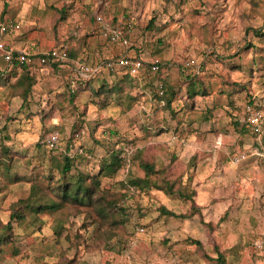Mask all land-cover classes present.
<instances>
[{
  "label": "clouds",
  "instance_id": "1",
  "mask_svg": "<svg viewBox=\"0 0 264 264\" xmlns=\"http://www.w3.org/2000/svg\"><path fill=\"white\" fill-rule=\"evenodd\" d=\"M0 162V264H264V0H0Z\"/></svg>",
  "mask_w": 264,
  "mask_h": 264
},
{
  "label": "trees",
  "instance_id": "2",
  "mask_svg": "<svg viewBox=\"0 0 264 264\" xmlns=\"http://www.w3.org/2000/svg\"><path fill=\"white\" fill-rule=\"evenodd\" d=\"M60 15H61V17H65V16L62 15V11L60 12ZM260 34L261 33H259V32L257 33V35H260ZM73 55H74V53L69 52V56H73ZM53 67H57V65L53 64ZM25 68L27 70V66H25ZM33 83H34L33 77L30 76V75H25L24 77L21 78L18 86L25 90L24 94H25V96H27L28 93H29V90L31 88V85ZM8 151H10V150L6 149V148L4 149V153L5 154H7ZM114 163L118 164L119 162L116 161ZM53 164L57 165V166H60L59 161L56 160L55 158L53 159ZM0 167H2L4 169V172L6 174L11 172V168L7 164H3L2 162H0ZM62 167H63V171L65 173H67L69 171L70 167H71V161L65 160L63 165H62ZM148 170L151 171L150 168ZM111 172H112L111 168L106 170V174H110ZM82 181H83V177L81 176L79 181L76 184L70 185V187L68 189H66L65 198L67 200L80 202V203L84 202L83 197L86 194L87 189L85 188V186H84ZM174 186H175V184H169L168 185L169 190H174L175 189ZM49 187L50 186L48 184L44 185V188H49ZM98 187H99V185H98ZM179 187H180V190H181L180 191V195L183 198H189V196L186 195L184 193V191H183V185L181 184V185H179ZM102 199L104 200V203L106 204L107 207L106 208L105 207H99V208H97L95 210V213H96L97 216H99L101 218H104V219H107L108 215H109L108 214V210L114 208L115 199L116 198L108 196V195H105L104 197H102ZM21 205L22 206H27V207H41L42 206V207H45V208H58L59 207L52 200H50L47 197L41 195L40 194V190L37 189V188L33 189V194L27 201H24V200L21 201ZM112 219H113L114 223H116V222L123 223V218L122 217L121 218L113 217ZM219 251H220V249H219V247H217V252H219ZM214 264H226L223 254L220 255V258H219L218 261H214Z\"/></svg>",
  "mask_w": 264,
  "mask_h": 264
},
{
  "label": "rangeland",
  "instance_id": "3",
  "mask_svg": "<svg viewBox=\"0 0 264 264\" xmlns=\"http://www.w3.org/2000/svg\"><path fill=\"white\" fill-rule=\"evenodd\" d=\"M61 11H62V15H63V16H66V15L68 14V12H67V8L60 10V12H61ZM153 23H154V22H153ZM151 27H152V25L150 24L149 28L151 29ZM33 35H34V34H33ZM160 43H162V41H161ZM189 78H190V77H189ZM190 79H191V78H190ZM198 87H199L198 85H193V89H190L189 91L195 90V89H197ZM219 87H220V85H210V86H209V90L212 91L213 88H219ZM204 119H207V117H204ZM174 187H176V185H175ZM4 199H6V198L0 197V203H3ZM112 199H113V198H112ZM95 214H96V213H95ZM96 216H97V215H96Z\"/></svg>",
  "mask_w": 264,
  "mask_h": 264
},
{
  "label": "built area",
  "instance_id": "4",
  "mask_svg": "<svg viewBox=\"0 0 264 264\" xmlns=\"http://www.w3.org/2000/svg\"><path fill=\"white\" fill-rule=\"evenodd\" d=\"M16 54H14V57H15ZM53 57L51 55V53H49V55L47 57H39V58H34V59H48V60H51Z\"/></svg>",
  "mask_w": 264,
  "mask_h": 264
}]
</instances>
